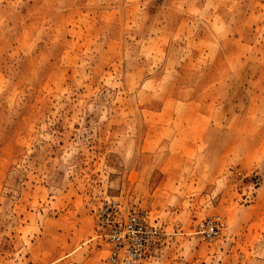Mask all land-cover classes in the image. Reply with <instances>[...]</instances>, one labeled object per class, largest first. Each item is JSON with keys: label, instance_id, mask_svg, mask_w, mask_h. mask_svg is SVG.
<instances>
[{"label": "rangeland", "instance_id": "374dc122", "mask_svg": "<svg viewBox=\"0 0 264 264\" xmlns=\"http://www.w3.org/2000/svg\"><path fill=\"white\" fill-rule=\"evenodd\" d=\"M113 203L140 264H264V0H0V264H113Z\"/></svg>", "mask_w": 264, "mask_h": 264}, {"label": "built area", "instance_id": "2783aa9c", "mask_svg": "<svg viewBox=\"0 0 264 264\" xmlns=\"http://www.w3.org/2000/svg\"><path fill=\"white\" fill-rule=\"evenodd\" d=\"M101 228L109 246V260L113 264H140L163 241V232L152 224L147 211L130 208L126 212L120 203L103 210ZM224 228L221 215L208 217L195 227L203 241L217 237Z\"/></svg>", "mask_w": 264, "mask_h": 264}]
</instances>
